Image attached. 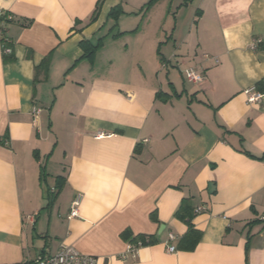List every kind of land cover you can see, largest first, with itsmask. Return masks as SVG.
<instances>
[{
    "label": "crops",
    "instance_id": "obj_1",
    "mask_svg": "<svg viewBox=\"0 0 264 264\" xmlns=\"http://www.w3.org/2000/svg\"><path fill=\"white\" fill-rule=\"evenodd\" d=\"M148 1L0 0V264L63 244L96 264H264V100L246 96L264 94V0ZM183 200L201 236L168 253ZM124 232L157 243L124 261Z\"/></svg>",
    "mask_w": 264,
    "mask_h": 264
},
{
    "label": "trees",
    "instance_id": "obj_2",
    "mask_svg": "<svg viewBox=\"0 0 264 264\" xmlns=\"http://www.w3.org/2000/svg\"><path fill=\"white\" fill-rule=\"evenodd\" d=\"M103 0H98V3L96 4V9L94 15L97 13L100 4L102 3ZM158 0H149L148 3L146 4V7L149 8L151 7L154 3H156ZM121 8L120 7H115L110 11L109 17L114 19V21H117L119 15L121 14ZM11 16L7 13H0V30H1V38H0V46H1V52H2V60L6 63L12 60V50L9 55L3 54V49L4 48H10L11 45L5 36V26L9 23H11ZM101 44L98 42L95 46H91L90 43L88 42H82L80 44V47L84 51V58L88 59L90 62H93L94 60V55L95 52L100 48ZM48 62L49 58L46 57L42 60L40 66H38L35 70L36 76L34 78V82L38 80V74L43 73L44 78L47 75V70H48ZM257 88V87H256ZM40 175L43 177L44 176V168L41 167L40 169ZM62 187V182L59 181V178L56 179V184L54 185L53 189H47L45 190V198L47 200V207L51 205L58 195L60 189ZM192 210L190 209L187 200H183L179 206V209L175 213V217L184 222L187 225V231L186 234L179 240L177 246L175 249H181V250H187L191 251L194 249L195 245L200 239L201 233L193 228L191 225V218L192 216ZM151 219L153 221H156L155 216L152 214ZM123 239L126 241V243H141L142 247L145 246H150L154 245L157 243V240L155 236H146V235H139L133 237L129 232H124L122 234Z\"/></svg>",
    "mask_w": 264,
    "mask_h": 264
},
{
    "label": "built area",
    "instance_id": "obj_3",
    "mask_svg": "<svg viewBox=\"0 0 264 264\" xmlns=\"http://www.w3.org/2000/svg\"><path fill=\"white\" fill-rule=\"evenodd\" d=\"M0 30V38H1ZM3 54L9 55L11 53L10 48H4ZM185 80L193 85H199L203 82V75L195 71L194 69H186L184 71ZM247 102L248 103H258L264 100V94H259L253 89L246 91ZM37 112L34 110V113ZM82 197L76 194L70 202L68 219H73L78 217L79 206ZM204 211L203 207H198L195 213H200ZM264 222V216L261 218ZM175 237L172 234L167 235V252L174 253L176 249L170 242L174 241ZM142 247L141 243L126 245L125 252L120 255L121 260H135L138 250ZM97 259L94 256L84 255L78 252L74 247L70 245H61L55 253H51L48 249L41 252L34 260L25 259L19 264H96Z\"/></svg>",
    "mask_w": 264,
    "mask_h": 264
},
{
    "label": "rangeland",
    "instance_id": "obj_4",
    "mask_svg": "<svg viewBox=\"0 0 264 264\" xmlns=\"http://www.w3.org/2000/svg\"><path fill=\"white\" fill-rule=\"evenodd\" d=\"M181 1L182 0H176L174 2V5H177L178 3H181ZM133 10L136 11V9H133ZM179 17H180L181 20H183V26H182V28H184V7H182V9H181V14H179ZM130 27H132V26H130ZM42 186H44V184H42Z\"/></svg>",
    "mask_w": 264,
    "mask_h": 264
},
{
    "label": "water",
    "instance_id": "obj_5",
    "mask_svg": "<svg viewBox=\"0 0 264 264\" xmlns=\"http://www.w3.org/2000/svg\"><path fill=\"white\" fill-rule=\"evenodd\" d=\"M163 228H164V226H161V227H160V230H159V233H158V234L161 233V231L163 230Z\"/></svg>",
    "mask_w": 264,
    "mask_h": 264
}]
</instances>
